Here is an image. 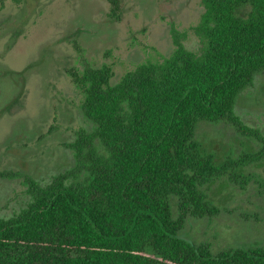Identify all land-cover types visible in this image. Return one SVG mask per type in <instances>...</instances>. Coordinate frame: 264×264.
I'll use <instances>...</instances> for the list:
<instances>
[{"label":"trees","instance_id":"16d2710c","mask_svg":"<svg viewBox=\"0 0 264 264\" xmlns=\"http://www.w3.org/2000/svg\"><path fill=\"white\" fill-rule=\"evenodd\" d=\"M203 3L199 53L177 43L116 84L108 66L70 73L90 126L68 145L73 167L45 185L26 177L29 202L0 217V264H264V246L214 252L182 234L220 213L210 184L247 185L242 171L264 161V133L235 110L264 77V0ZM201 123H225L257 150L218 164L196 138Z\"/></svg>","mask_w":264,"mask_h":264},{"label":"rangeland","instance_id":"374dc122","mask_svg":"<svg viewBox=\"0 0 264 264\" xmlns=\"http://www.w3.org/2000/svg\"><path fill=\"white\" fill-rule=\"evenodd\" d=\"M0 0V217L29 202L26 177L42 185L74 165L68 147L90 124L83 92L70 73L108 66L112 84L146 63H163L177 43L193 53L203 47L196 28L203 0ZM242 120L264 133V77L236 105ZM196 138L216 155L257 147L225 123H201ZM247 185L228 178L208 187L220 213L188 219L183 236L207 242L214 252L264 246V161L247 166Z\"/></svg>","mask_w":264,"mask_h":264}]
</instances>
